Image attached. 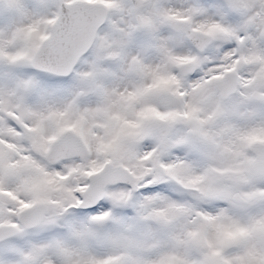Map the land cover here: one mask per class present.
Here are the masks:
<instances>
[{
	"label": "snow or ice",
	"instance_id": "1",
	"mask_svg": "<svg viewBox=\"0 0 264 264\" xmlns=\"http://www.w3.org/2000/svg\"><path fill=\"white\" fill-rule=\"evenodd\" d=\"M0 264H264V0H0Z\"/></svg>",
	"mask_w": 264,
	"mask_h": 264
}]
</instances>
